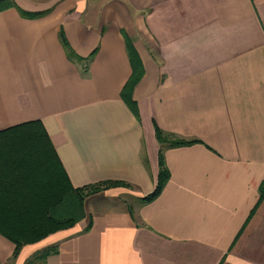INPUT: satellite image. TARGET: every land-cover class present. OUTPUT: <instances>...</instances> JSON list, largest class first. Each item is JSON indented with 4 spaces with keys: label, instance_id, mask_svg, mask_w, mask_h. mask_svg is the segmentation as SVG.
I'll return each mask as SVG.
<instances>
[{
    "label": "crops",
    "instance_id": "1",
    "mask_svg": "<svg viewBox=\"0 0 264 264\" xmlns=\"http://www.w3.org/2000/svg\"><path fill=\"white\" fill-rule=\"evenodd\" d=\"M13 2L0 131L39 121L73 188L125 185L16 256L0 234V264H264V0ZM155 126L194 142L162 145ZM161 148L168 178L146 201Z\"/></svg>",
    "mask_w": 264,
    "mask_h": 264
},
{
    "label": "trees",
    "instance_id": "2",
    "mask_svg": "<svg viewBox=\"0 0 264 264\" xmlns=\"http://www.w3.org/2000/svg\"><path fill=\"white\" fill-rule=\"evenodd\" d=\"M11 7H15L13 0H0V12ZM21 13L25 17H37L42 14ZM128 49L131 50L130 47ZM132 68V74L124 85L122 96L136 114L135 105L129 94L139 81L141 70L137 66V61H132ZM155 134L162 145L179 146L194 142L170 139L156 126ZM0 135L7 138L0 141V150L6 151L0 154V165L4 168L1 170L0 178V234L15 245L14 256L23 245L37 242L53 232L72 227L81 220L85 216L83 201L86 197L117 185H125L117 181H103L73 188L39 121L12 126L0 131ZM158 164L157 185L154 191L144 198L146 201L154 199L160 193L168 178L162 148L158 154ZM43 167L46 168L44 173L40 170ZM33 170H37L38 174L33 173ZM45 175L47 179L44 181ZM28 179H34L35 182L26 183L25 180ZM22 185L24 187L18 189ZM263 197L264 183L261 185L259 199Z\"/></svg>",
    "mask_w": 264,
    "mask_h": 264
}]
</instances>
